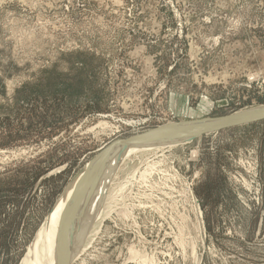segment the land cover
I'll use <instances>...</instances> for the list:
<instances>
[{
  "label": "rangeland",
  "instance_id": "1",
  "mask_svg": "<svg viewBox=\"0 0 264 264\" xmlns=\"http://www.w3.org/2000/svg\"><path fill=\"white\" fill-rule=\"evenodd\" d=\"M259 107L264 0H0V264L114 141ZM150 143L67 264H264V121Z\"/></svg>",
  "mask_w": 264,
  "mask_h": 264
},
{
  "label": "bare ground",
  "instance_id": "2",
  "mask_svg": "<svg viewBox=\"0 0 264 264\" xmlns=\"http://www.w3.org/2000/svg\"><path fill=\"white\" fill-rule=\"evenodd\" d=\"M263 113H264V107H259L256 109L251 108L250 111L249 110L238 111L236 112V114H234V116L235 117L251 116V115L263 114ZM218 126L221 125L211 124L205 128H201V127H195L193 129L186 128V129L178 130L176 132L164 133V135L158 136L157 138L154 139L152 138L150 140H137L134 143L124 144L121 147L114 149V151L116 150L117 151L113 153L114 154L113 159L111 157L109 158V155L107 154L102 156V158L99 159V162L96 163V167L94 165V160H92L88 166H85L82 170L79 171L78 175L71 181L70 186L67 187L64 194L59 198L57 204L50 212L48 219L46 220L47 221L46 224L43 226V228H41L38 231L34 241H32L31 245L29 246L30 247L29 252L23 259L22 264H47V263L49 264L50 262L48 261V257L50 258L51 256L52 257L50 264H64L63 249L67 247H68V251L66 257L68 258V255H70V257L72 258L74 257L77 250L80 249L81 243L83 242V240H85L83 238L86 235V233H88L87 232L88 226L92 224L95 218V214L98 212V209L100 208V204L102 201H101V197H99L100 196L99 193L103 191V189H105L106 186H108L106 185L107 182L109 183V181H111V179L109 180V177L111 174L114 173V172L112 173V171L115 167L116 162L117 161L121 162V160L125 159L124 157L127 156L126 154L135 150L136 148L139 149L138 147L140 146L144 147V145L150 141L152 143L158 142L161 144L170 142L173 145L174 142L178 143L179 141L182 140L191 139L195 135L200 134L204 130L207 131L209 128H217ZM152 143H150L148 146L152 145ZM113 161H115V163H113ZM92 167L94 169H92ZM80 184H83L84 186L81 187ZM84 194H87V196L86 197L84 196L85 199H83L82 203L80 202L79 210L77 209L78 212L76 213L77 217L75 216L76 220L74 222L73 228L71 227L73 229L72 231L74 232L72 233V237L69 235L71 239H69L68 243L64 244V233L66 231L65 229H67V225L70 219L69 216L70 212L72 211V209L75 210L76 208L75 205H77V201L78 199H80L79 197L81 196V198H83L82 195ZM101 209L103 208L101 207ZM57 211H59V213H57ZM42 237H44V241L48 240V242L47 245L45 246L41 245L42 247L40 248V252H39L40 254L38 255L37 244ZM83 247L85 248V246ZM80 253L82 252L79 251V254ZM70 259H66V262H68V260Z\"/></svg>",
  "mask_w": 264,
  "mask_h": 264
},
{
  "label": "water",
  "instance_id": "3",
  "mask_svg": "<svg viewBox=\"0 0 264 264\" xmlns=\"http://www.w3.org/2000/svg\"><path fill=\"white\" fill-rule=\"evenodd\" d=\"M259 121H264V113L263 114H256V115H251V116H234V115H229V116H222V118H207L205 120H199V121H193V122H183V123H178L177 125H165L162 128L149 131V133H138L135 134L134 136L128 137V138H123L117 141H114L111 145H109L100 155L96 156L94 159V165L96 167V163L99 162V159L102 158L106 154V152L111 151L113 149L119 148L124 144L128 143H134L137 140H150L157 138L158 136L164 135V133H171V132H176L181 129H193L195 127H201L205 128L211 124H218L221 126H218L215 129H222L223 127H236V126H241V125H247L251 124L254 122H259ZM206 131H202L201 133H205ZM92 169H94L92 167ZM69 238L66 239L67 243ZM68 248L65 249L64 251V264H66V254H67Z\"/></svg>",
  "mask_w": 264,
  "mask_h": 264
}]
</instances>
